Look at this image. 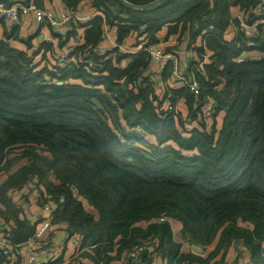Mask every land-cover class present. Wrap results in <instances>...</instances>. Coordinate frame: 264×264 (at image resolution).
Wrapping results in <instances>:
<instances>
[{
  "label": "trees",
  "instance_id": "1",
  "mask_svg": "<svg viewBox=\"0 0 264 264\" xmlns=\"http://www.w3.org/2000/svg\"><path fill=\"white\" fill-rule=\"evenodd\" d=\"M62 1L77 12L86 0ZM89 1L98 13L89 24L74 25L66 41L52 31L58 50L0 23V233L25 230L14 193L33 185L36 203L51 207V226L79 237L69 263L53 256L46 264H134L127 255L143 242L153 246L143 264H227L238 244L250 264H264V32L255 48L241 32L226 40L231 10L252 21L262 0H169L148 10ZM83 28L70 64L59 67L61 48ZM105 28L141 49L98 55ZM185 41L198 95L187 86L167 92L147 73V47L177 53ZM253 50L261 56L244 57ZM174 223L186 244L214 251L184 253ZM0 264L14 263L0 252Z\"/></svg>",
  "mask_w": 264,
  "mask_h": 264
},
{
  "label": "built area",
  "instance_id": "2",
  "mask_svg": "<svg viewBox=\"0 0 264 264\" xmlns=\"http://www.w3.org/2000/svg\"><path fill=\"white\" fill-rule=\"evenodd\" d=\"M64 14H58L51 10L40 7L35 1L30 0L29 2L16 1L11 5L0 3V23L4 24L8 30H12L18 27L25 17H33L36 22L48 26L51 31H59L65 29L71 31L73 26H77L79 18L76 12L67 10ZM234 24L232 26L236 29L237 33H244L247 37L246 46L248 48H255L258 43L255 37L258 36L259 32H264V0L254 9V15L252 21H247L243 18L241 12L237 13L233 17ZM236 21L238 23L236 24ZM46 41L51 45L52 50H58V43L52 36L46 38ZM74 51V46H68L65 51H62L58 58V66L64 68L70 64V54ZM113 51H119L124 54L137 53L133 50L131 43L127 41L119 42L117 30L105 28L100 45L96 48L95 53L98 55H106ZM152 59L154 65L147 70V73L151 81L156 85H162L163 89L168 92L170 89L178 90L182 86H187L191 93L198 95L201 87L195 76L188 72V67H184L181 61V57L178 53L173 51H166L160 45H150L145 49ZM118 53V52H116ZM206 59V58H205ZM244 58L240 60L243 61ZM204 63V62H202ZM168 71L167 82L162 81V74L166 69ZM169 109H174L169 107ZM176 113H179V109H174ZM43 211L48 213V216L35 225L34 232L30 240L20 246L13 244L9 235L13 229L8 228V232L0 233V252L5 255L11 263L22 264L24 251L27 252V264H36L42 255H46L49 258L55 256L57 246L51 240L50 229H51V207L46 205ZM167 219L162 218L161 222H165ZM191 250L194 251L195 245H191ZM199 248V247H198ZM201 249V248H199ZM153 246L151 242H143L136 245L132 250L129 251L127 257L131 259L134 264L141 261V255L144 252L152 253ZM197 254V253H196Z\"/></svg>",
  "mask_w": 264,
  "mask_h": 264
},
{
  "label": "crops",
  "instance_id": "3",
  "mask_svg": "<svg viewBox=\"0 0 264 264\" xmlns=\"http://www.w3.org/2000/svg\"><path fill=\"white\" fill-rule=\"evenodd\" d=\"M41 4H42V6L40 4H38V5L42 8L51 10L53 12L60 14V15L68 12L67 7L65 6V4L63 3L62 0H43V2ZM231 12H232V16L234 17L237 13L240 12V9L239 8H233L231 10ZM76 14L80 20L79 23H81V25L89 24L91 19L93 17H95L96 15H98V13L94 10V8H92L89 0H86L84 2V4L76 12ZM84 31H85L84 28L79 30V35H80V36H78L79 38H83ZM68 32L69 31H67L65 29H61L57 32L53 31V33L58 35V36H56L58 39H62L64 41H66L68 38ZM6 33H8V32H6ZM8 34H10V33H8ZM18 34H19V37L23 40L27 39L28 37H32L33 44L35 47H37V46H39L41 41H46L47 37L52 36V31L48 26L36 22L32 16L31 17L29 16V17H25L22 20V22L20 23V25L18 27ZM164 34H166V31H164ZM236 37H237V31L233 26H231V28L226 33V40L227 41H233V40L235 41ZM73 41H74V38L70 37V39L68 40L67 46H64L63 48H61V51L59 53H61L62 51H65L68 46H74L75 47L76 45L74 44ZM176 41H177V39H175V42ZM11 43L14 46H17V43H15V42H11ZM129 43H131V42H129ZM172 43L174 44V41H172ZM199 45H201V44H199ZM17 47L23 48L20 46H17ZM140 49H141V47H138V48L133 47V50L136 52ZM176 51H177L178 55L181 57V61L184 64L185 68L189 65V60H192L195 58L194 52L191 50V48L189 47V45L186 41L183 42L176 49ZM245 54H244L245 58L252 59V60L261 56V54L255 50H253L251 52H247L246 55ZM58 58H60V57L58 56ZM33 187H34L33 185H29V187H27L24 191L15 192L14 198H15L16 203L21 204V206L24 210V214L21 215L22 218H24L27 221H30L31 223L34 224L37 221H39L40 219H44L45 217H47L48 213L44 212L43 209L36 203L38 192L35 191ZM88 207L89 206H86L87 209H88ZM145 224L146 223H142L143 228H145ZM65 227H66L65 225L55 226L54 228L51 227L50 238H51V240H53V242L58 247L56 250V254L54 256L55 259L63 258L65 263H69L72 260V257L75 255V253L79 247L78 246L79 237H73V238L67 239V234L64 230ZM173 231H174V240L183 244L182 251L184 253H187V254L188 253L196 254L191 250L190 245L186 244L182 240L181 225L174 223L173 224ZM214 249H215V246H211L205 250L201 248L200 249L201 253L196 254V255H199L203 258H206L212 251H214ZM238 251H241V253L244 254L242 260H240L238 264H250V259L245 257V254L248 255V251L241 244H238V245L232 247V249L229 251L228 256L226 258V263L227 264H233L237 258ZM28 257L29 256H28L27 252L24 251V257L22 260L23 261L22 264H27V258ZM47 261H48V257L46 255H42L40 257V259L36 262V264H46ZM82 262L84 264H95L92 261H82ZM77 263H78V261L72 262V264H77ZM112 264H126V261H125V258H123L122 260L113 262ZM154 264H165V263L160 258H158L155 260Z\"/></svg>",
  "mask_w": 264,
  "mask_h": 264
},
{
  "label": "water",
  "instance_id": "4",
  "mask_svg": "<svg viewBox=\"0 0 264 264\" xmlns=\"http://www.w3.org/2000/svg\"><path fill=\"white\" fill-rule=\"evenodd\" d=\"M120 1L122 3L128 5L131 8H136L138 10H148V9H150V8L160 4L162 2H166L169 0H157V1H154L152 3H149V4L144 5V6H140V7H135L134 5L126 2L125 0H120ZM141 82H142V79H139V84H141ZM33 232H34V224L29 221L26 225L25 230L21 231V230L13 229L12 231H10L9 237H10L11 241L13 242V244L20 246V245L27 243L30 240V238L33 235ZM194 251L197 254L201 253V250L198 247H195ZM135 264H143V262L139 261Z\"/></svg>",
  "mask_w": 264,
  "mask_h": 264
},
{
  "label": "rangeland",
  "instance_id": "5",
  "mask_svg": "<svg viewBox=\"0 0 264 264\" xmlns=\"http://www.w3.org/2000/svg\"><path fill=\"white\" fill-rule=\"evenodd\" d=\"M79 34V33H78ZM80 36V35H79ZM74 44L75 45H77V44H79L80 42H82V38H76V39H74ZM43 65V64H42Z\"/></svg>",
  "mask_w": 264,
  "mask_h": 264
}]
</instances>
